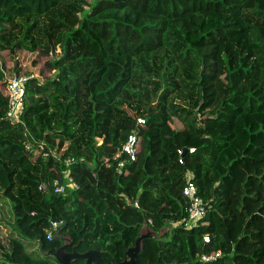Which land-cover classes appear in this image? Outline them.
I'll return each instance as SVG.
<instances>
[{
  "label": "trees",
  "instance_id": "obj_1",
  "mask_svg": "<svg viewBox=\"0 0 264 264\" xmlns=\"http://www.w3.org/2000/svg\"><path fill=\"white\" fill-rule=\"evenodd\" d=\"M2 51L33 60L22 73L0 54V264H60L58 220L76 252L116 264L143 222L186 216L187 175L208 213L144 239L135 264H264V0H0ZM43 57L56 74L40 84ZM12 72L33 76L17 122ZM131 133L137 159L115 158Z\"/></svg>",
  "mask_w": 264,
  "mask_h": 264
},
{
  "label": "built area",
  "instance_id": "obj_2",
  "mask_svg": "<svg viewBox=\"0 0 264 264\" xmlns=\"http://www.w3.org/2000/svg\"><path fill=\"white\" fill-rule=\"evenodd\" d=\"M33 76L31 75H16L12 72L7 77V95H8V109L6 111L5 120L10 122H17L20 119V116L23 111V93L25 83L32 79ZM144 119L137 118V125H143ZM194 149H189L187 153H193ZM182 152L183 149L178 150V155L180 156L178 162L183 164L182 161ZM121 155L126 157V161L134 162L137 159L138 149H137V138L134 133H131L126 142L122 145L121 149L119 150L118 155L115 158H119ZM69 163V162H67ZM124 165V160L119 162V167ZM119 171V169H118ZM68 184L76 188L77 186L72 182L70 178H67ZM53 192L57 195H64L65 188L62 184L58 183L57 180H54L52 183ZM46 184L41 183L39 186V190L45 191ZM182 196L187 202V212L186 216L183 217L179 223V226L184 227L185 229L193 228L199 225L200 221H203L208 210L210 209L209 205L203 203L201 198L198 196L197 188L195 184L192 182V178L187 175L186 177V184L182 189ZM62 225V221H50L48 231L45 235V239L48 242L53 240V233L55 230L59 229ZM204 243L209 242V236L203 237ZM220 251L211 252L209 254H203L201 256V260L206 264L215 263L217 258L220 256Z\"/></svg>",
  "mask_w": 264,
  "mask_h": 264
},
{
  "label": "water",
  "instance_id": "obj_3",
  "mask_svg": "<svg viewBox=\"0 0 264 264\" xmlns=\"http://www.w3.org/2000/svg\"><path fill=\"white\" fill-rule=\"evenodd\" d=\"M188 150L186 148L183 149L182 157L186 155ZM180 227L178 224H165L158 231L150 228L147 222H143L139 228V236L135 240L134 245L128 247L124 251L123 260L118 264H135V260L137 255L142 250V242L146 238H153L156 241H162L163 236L165 235L167 230H173L175 228ZM54 236L57 240H59L62 244L56 250V252H52L49 250L47 253L51 254L55 260L60 264H70L75 260H83L85 264H99L100 262V254L95 249L87 250L83 253H78L76 251L67 252L66 248L70 246V239L67 235L61 233L60 228L54 231Z\"/></svg>",
  "mask_w": 264,
  "mask_h": 264
},
{
  "label": "rangeland",
  "instance_id": "obj_4",
  "mask_svg": "<svg viewBox=\"0 0 264 264\" xmlns=\"http://www.w3.org/2000/svg\"><path fill=\"white\" fill-rule=\"evenodd\" d=\"M0 54H1V57L3 59L2 61H4V62H8V61L12 60V58H15V60H17L23 66V69L21 70L22 73L26 72L29 74V70L25 67V65L33 60V58L31 56L28 55L24 58L16 57V56L12 57L7 51H2V52H0ZM46 61L47 60L44 57L40 61L41 62L40 65L42 67L39 70V72L37 73V80L40 84H42L46 78L47 79L51 78L56 74V71L49 70L47 67H45ZM11 64L13 65L12 62L7 63V69H6V70H8L7 74H9V71H13V67ZM216 81L214 83L215 88L212 89L211 85H209V84L207 85V88L210 89L209 90L210 93L214 94L215 92H217L218 95H216V96L220 99V98H222V96L225 95V92H226L225 90L227 89V85L224 83L223 79H219L218 80L219 83H216ZM47 231H48V227L44 230V232L47 233Z\"/></svg>",
  "mask_w": 264,
  "mask_h": 264
},
{
  "label": "flooded vegetation",
  "instance_id": "obj_5",
  "mask_svg": "<svg viewBox=\"0 0 264 264\" xmlns=\"http://www.w3.org/2000/svg\"><path fill=\"white\" fill-rule=\"evenodd\" d=\"M56 239V238H55ZM57 242H58V244H59V246H58V248L61 246V242L60 241H58V240H56ZM57 248V249H58ZM56 249V250H57ZM56 250L55 251H52V252H56ZM66 251L67 252H72V251H75L74 249H73V247H72V245H70V246H68L67 248H66ZM122 260H123V258H122ZM122 260H120V261H118L116 264H118L119 262H121Z\"/></svg>",
  "mask_w": 264,
  "mask_h": 264
}]
</instances>
